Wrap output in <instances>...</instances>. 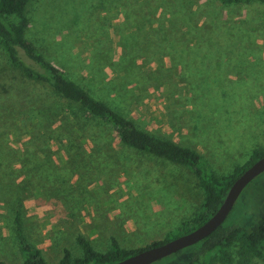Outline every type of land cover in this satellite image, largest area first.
<instances>
[{"label":"rangeland","instance_id":"rangeland-1","mask_svg":"<svg viewBox=\"0 0 264 264\" xmlns=\"http://www.w3.org/2000/svg\"><path fill=\"white\" fill-rule=\"evenodd\" d=\"M28 17L27 38L52 62L139 128L196 151L217 176L264 150L263 2L32 0ZM24 82L0 49V263L23 264L15 212L27 242L59 264L65 249L82 257L78 235L100 253L111 237L136 250L200 209L192 169L124 146ZM263 198L264 172L225 221L251 225ZM192 251L151 264L186 262Z\"/></svg>","mask_w":264,"mask_h":264},{"label":"trees","instance_id":"trees-1","mask_svg":"<svg viewBox=\"0 0 264 264\" xmlns=\"http://www.w3.org/2000/svg\"><path fill=\"white\" fill-rule=\"evenodd\" d=\"M214 1L222 5H236L254 0ZM258 1L264 3V0ZM31 2L32 0H0V49L7 63L20 71L24 84L33 86L35 94L44 88L49 89L69 110L83 112L99 124L110 128L124 146L192 169L200 178L199 185L204 190L200 209L189 221L168 232L163 240L136 250H124L120 248L116 238L111 237L109 250L100 253L92 248L86 238L78 235L76 240L82 249V257L72 259L70 252L65 249L59 264H111L185 234L204 223L218 209L235 178L261 157L264 150L254 149L229 175L217 176L196 151L139 128L133 120L75 81L47 57L42 47L27 38ZM14 229L23 255V264H46L41 251L27 242L18 212L14 215ZM191 247L193 251L189 259L178 264H230L233 247H237L235 254L238 264H248L253 260L264 264V198L259 204L257 219L251 225L241 226L236 222L224 221ZM184 249L174 255L181 254Z\"/></svg>","mask_w":264,"mask_h":264},{"label":"water","instance_id":"water-1","mask_svg":"<svg viewBox=\"0 0 264 264\" xmlns=\"http://www.w3.org/2000/svg\"><path fill=\"white\" fill-rule=\"evenodd\" d=\"M262 172L264 154L235 178L218 209L204 223L185 234L140 250L111 264H151L202 240L225 221L241 191Z\"/></svg>","mask_w":264,"mask_h":264}]
</instances>
